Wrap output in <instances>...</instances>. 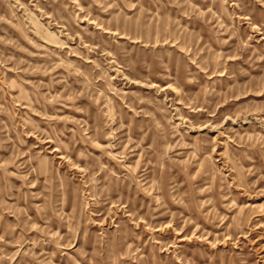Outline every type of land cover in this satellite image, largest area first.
I'll use <instances>...</instances> for the list:
<instances>
[{"label": "rangeland", "instance_id": "374dc122", "mask_svg": "<svg viewBox=\"0 0 264 264\" xmlns=\"http://www.w3.org/2000/svg\"><path fill=\"white\" fill-rule=\"evenodd\" d=\"M0 264H264V0H0Z\"/></svg>", "mask_w": 264, "mask_h": 264}]
</instances>
